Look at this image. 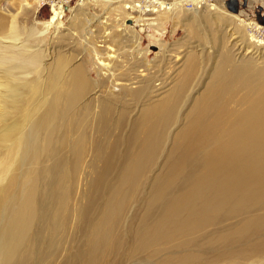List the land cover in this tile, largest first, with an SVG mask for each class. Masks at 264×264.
I'll return each mask as SVG.
<instances>
[{
  "label": "bare ground",
  "instance_id": "1",
  "mask_svg": "<svg viewBox=\"0 0 264 264\" xmlns=\"http://www.w3.org/2000/svg\"><path fill=\"white\" fill-rule=\"evenodd\" d=\"M8 1L0 0V264H111L123 247L119 228L127 205L173 125L166 168L151 183L140 221L129 229L130 254L147 264H264L261 28L209 9L205 0H155L158 7L147 14L173 18L189 1L193 12L184 20L214 30L207 32L208 47L193 48L200 50L185 60L180 78L164 91L159 84L162 95L129 119L132 128L122 136L116 131L127 126V111L113 99L129 94L138 100L152 84L117 78L111 62H98V80L64 53L43 63L48 56L36 46L37 35L57 24L62 7L52 6L51 21L40 25L44 31L38 22L21 26L19 17L45 0ZM216 41L218 63L203 80L202 54ZM186 104V114L180 113ZM122 145L126 150L119 155ZM115 167L116 182L105 183ZM100 195L103 208L86 220ZM85 223L83 246L69 251Z\"/></svg>",
  "mask_w": 264,
  "mask_h": 264
},
{
  "label": "rangeland",
  "instance_id": "2",
  "mask_svg": "<svg viewBox=\"0 0 264 264\" xmlns=\"http://www.w3.org/2000/svg\"><path fill=\"white\" fill-rule=\"evenodd\" d=\"M29 1L31 2L32 0ZM159 1L163 2L164 5H176L177 2L181 0ZM12 4H15L12 6L16 7V2H12ZM53 5H55L54 9L62 7L63 12L60 14V17H62L59 18L57 24L51 26L47 32L37 35L39 38L38 41L41 43H33V45L38 44L36 45L37 47L46 51L48 57L43 58V63L47 62L48 64L57 56L56 54L64 53L66 56L73 59L72 64H85L92 80H98V73L96 70L98 62H111L114 65L113 70L117 78H138V80L135 79L134 81L143 80L141 82L142 85L147 83L152 84V89L150 88L151 91L149 94L147 93V96L146 94H143L138 100L136 97L131 98L133 96L129 94H127V96L118 95V97L116 96L117 98L114 97L116 101L113 99V102L117 109L121 108V110L127 111V117L125 118L127 126L121 129L123 130L122 132L121 130L116 131L122 136L129 134V131L132 128L128 127L131 126L129 121H135L142 106H145L153 99H156L155 96H159V93L155 88H158L160 84L161 88H165H163L164 91L171 87L176 79L178 80L180 78V72L185 60L192 55V51L196 50V52H198L200 50L199 47L197 49L193 48L197 45L208 47L210 39L206 35L214 30L211 26L209 27L208 23H205L202 26L199 25L200 27L197 25L196 28L194 23L192 24V22L184 20L183 14L184 16L186 14L191 15L193 12V5L189 1L182 2L178 6V16L163 19L157 17L156 13H133L136 12L135 7L134 9H124V6H132L131 0H45L40 8H35V4H33V10L22 11L19 17L20 25L31 28L34 23L38 22L39 30L43 29L45 31L40 25L51 21L53 16ZM205 5H207L209 9L215 6L225 13L238 15L241 19L253 26L260 27L259 37L264 41V0H205ZM124 10L125 12L127 11L130 13V16L134 17V19L127 20L123 13ZM140 24H143V26ZM199 36L206 37L203 39L202 37L199 38ZM217 42L218 41L213 45V50L211 49L208 52L204 51V54H202V65L199 68L198 75L201 76L203 80L204 74L209 72L206 70L212 68L213 64L216 66L218 63L217 51H219V45ZM213 51H215V53ZM109 55H113L114 57L110 58ZM133 87H138V85H133ZM102 89L103 88L101 87V90ZM103 91L102 95H107L104 89ZM151 92H153V94ZM161 95L162 93L160 96ZM143 97L144 99H142ZM121 100H123V102ZM132 100L134 102H132ZM122 103H126V105L122 106ZM136 105H138V107ZM186 109L187 104L181 108L182 111L180 113H185L184 111ZM176 127V125L170 126L166 131L167 138L165 137V142H163L160 156L157 157L155 165L150 167L151 170H148L149 172L142 176L140 185L138 186L140 188H136L138 192L135 189L134 192H136V194L133 192L134 195L132 194V199L130 198L131 200L127 205V209L125 210L119 228V235H122L121 240L123 241V247L121 252L115 258L113 256L111 264H144L147 261V259L134 257V255L130 254L128 240L131 233L129 232V229L136 227L138 221H140L143 211L145 210L146 202L150 196V191L152 190L151 183H153L155 178L159 177L163 169L166 168V158L164 159V157L166 156L167 150H169L168 148H170L173 135L177 132ZM125 150V146H118L117 154H124ZM116 168L117 167H115L114 172H111L113 174L110 173V175L108 174L107 179L105 178V183L110 182V184H114L116 182ZM83 179L85 178L80 180L81 183L79 186L84 185L85 182ZM84 188L85 187L83 186L82 190ZM104 198L105 196L102 197L101 195L100 198L97 196L96 198L93 197L92 202H96L95 204L93 203L94 205L92 206V209L87 212L86 220L91 219L101 207L103 208ZM82 226V229L75 231L72 242H70L69 245V251H72L76 247L83 246L89 224L85 223L82 224Z\"/></svg>",
  "mask_w": 264,
  "mask_h": 264
},
{
  "label": "built area",
  "instance_id": "3",
  "mask_svg": "<svg viewBox=\"0 0 264 264\" xmlns=\"http://www.w3.org/2000/svg\"><path fill=\"white\" fill-rule=\"evenodd\" d=\"M137 11L147 13L151 7L157 8L158 3L155 0H131Z\"/></svg>",
  "mask_w": 264,
  "mask_h": 264
}]
</instances>
